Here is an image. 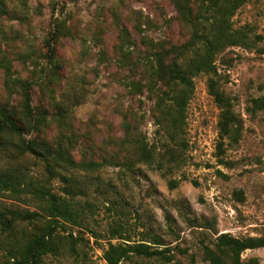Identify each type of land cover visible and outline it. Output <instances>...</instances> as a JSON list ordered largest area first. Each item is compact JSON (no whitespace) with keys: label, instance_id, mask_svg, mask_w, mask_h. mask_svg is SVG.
I'll use <instances>...</instances> for the list:
<instances>
[{"label":"rangeland","instance_id":"rangeland-1","mask_svg":"<svg viewBox=\"0 0 264 264\" xmlns=\"http://www.w3.org/2000/svg\"><path fill=\"white\" fill-rule=\"evenodd\" d=\"M30 4L37 12H31L29 19L0 22L3 50L14 78L37 79L46 62L40 60L37 73L32 63L47 51L52 21L61 18L72 26L70 38L58 45L64 62L57 99L66 103L69 94L81 96L77 103L68 102L79 135L77 160L86 154L87 159L102 162L120 153L123 122L128 120L153 151L155 161L165 165L161 170L157 163H134L132 170L105 165L98 173H77L81 226L68 225L65 233L77 240L76 253L50 256L47 264H107L104 249L109 242L146 244L164 253L163 257L133 256L121 264H209L205 247H213L220 234L264 236V110L251 111L252 100L264 97V0H250L232 19L234 30L248 34L250 46L228 48L217 56L220 85L243 120L240 142L227 141L223 150L218 148L220 111L208 93L206 75L195 78L180 143L171 141L156 124L155 97L130 87L141 79V28L143 34L166 45H182L191 37V28L180 21L171 0H30ZM124 30L134 43L125 45L123 52ZM131 65L137 69L131 71ZM0 101L16 106L20 102L18 93L7 92L3 70ZM34 106H42L37 87ZM56 134L55 126L48 137ZM169 147L183 156L180 166L162 159ZM15 169L37 181L47 176L44 165L31 156L0 153V172ZM171 181L178 186L172 188ZM52 182L62 193L65 184L58 178ZM1 209L35 211L36 204L5 191L0 192ZM11 240L0 229V264H8ZM250 259L264 264V248L242 255L243 261Z\"/></svg>","mask_w":264,"mask_h":264},{"label":"trees","instance_id":"trees-1","mask_svg":"<svg viewBox=\"0 0 264 264\" xmlns=\"http://www.w3.org/2000/svg\"><path fill=\"white\" fill-rule=\"evenodd\" d=\"M249 1L171 0L180 21L192 30L190 39L182 45L155 41L143 34L141 28L140 41L144 47V56L139 59L141 79L132 82L130 87L140 93L146 90L155 97V122L167 131L171 141L180 143L186 128L188 107L195 93V78L204 74L208 77V93L220 111L218 148L223 150L227 141L233 144L240 142L243 120L235 112L232 98L220 85L216 61L218 54L228 48L250 46L248 34L243 30H234L232 24L236 12ZM55 10L54 7L52 12ZM31 12L37 10L31 6L30 0H0V22L5 18L27 20ZM50 30L45 41L46 53L37 55L38 62L33 60L32 63L37 73L40 60L46 62L37 79L14 78L10 60L3 50L4 40L0 39V70L6 76V90L10 96L14 93L20 96L18 106L0 101V153L31 156L44 165L47 174L45 180L37 181L17 169L0 172L1 193L7 191L18 198L26 196L36 204L35 211L0 210V229L12 239L8 264H47L50 256H59L64 251L76 253L77 240L72 234L65 236V233L68 225L81 226V213L76 200L77 173H98L105 165L129 170L134 169V163L149 166L157 163L160 170L165 166L162 161H155L153 151L143 139H139L137 129L128 120L123 122L120 153L104 158L102 162L87 159L86 154H82V160H77L79 135L70 120L68 102L77 103L81 96L69 94L66 103L65 99H57L64 62L58 55V45L61 40L70 38L72 26L67 20L56 18ZM121 40L123 52L125 45L134 43L127 30L123 31ZM135 69L136 66H130L131 71ZM36 87L41 90L42 97L39 109L34 106ZM262 110L264 97L253 99L252 113ZM55 126L57 134L49 138ZM87 148L92 149L91 145ZM122 153L129 156H122ZM162 159L175 167L184 161L183 156L172 147L166 149ZM56 178L65 184L63 194L56 191L52 182ZM170 185L176 188L178 182L171 181ZM238 195L242 198V192ZM261 248H264V236L236 238L223 233L213 247H205V259L209 264H259L257 259L243 261L242 255ZM133 256L163 257L164 253L146 244L116 245L109 242L104 249L107 264H121Z\"/></svg>","mask_w":264,"mask_h":264}]
</instances>
